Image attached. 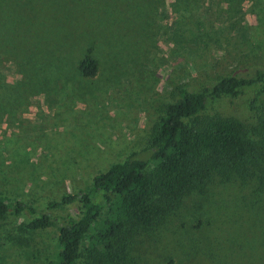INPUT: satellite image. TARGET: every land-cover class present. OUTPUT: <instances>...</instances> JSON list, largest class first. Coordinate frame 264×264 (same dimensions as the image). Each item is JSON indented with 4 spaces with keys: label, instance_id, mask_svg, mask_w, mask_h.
<instances>
[{
    "label": "rangeland",
    "instance_id": "374dc122",
    "mask_svg": "<svg viewBox=\"0 0 264 264\" xmlns=\"http://www.w3.org/2000/svg\"><path fill=\"white\" fill-rule=\"evenodd\" d=\"M89 51L92 78L77 64ZM264 68V0H0V196L40 207L147 143L185 86ZM253 90L211 111L247 128ZM61 221L75 207L48 211ZM0 219V264H48L53 229ZM135 264H264V164L206 184L149 234Z\"/></svg>",
    "mask_w": 264,
    "mask_h": 264
},
{
    "label": "trees",
    "instance_id": "16d2710c",
    "mask_svg": "<svg viewBox=\"0 0 264 264\" xmlns=\"http://www.w3.org/2000/svg\"><path fill=\"white\" fill-rule=\"evenodd\" d=\"M92 78L97 62L89 51L77 64ZM254 93L247 103V128L233 117L211 111L220 98ZM167 104L147 143L95 174L86 189L47 199L40 207L0 196V219L24 217L22 232L53 229L55 251L48 264H135L134 237L149 234L206 184L250 178L264 164V68L230 75L199 92L185 86ZM75 207L76 215L57 221L49 210Z\"/></svg>",
    "mask_w": 264,
    "mask_h": 264
}]
</instances>
